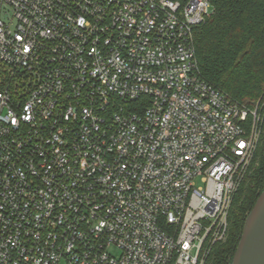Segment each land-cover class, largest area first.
<instances>
[{"label":"built area","instance_id":"2783aa9c","mask_svg":"<svg viewBox=\"0 0 264 264\" xmlns=\"http://www.w3.org/2000/svg\"><path fill=\"white\" fill-rule=\"evenodd\" d=\"M212 14L0 0V264H205L262 131L200 72Z\"/></svg>","mask_w":264,"mask_h":264},{"label":"trees","instance_id":"16d2710c","mask_svg":"<svg viewBox=\"0 0 264 264\" xmlns=\"http://www.w3.org/2000/svg\"><path fill=\"white\" fill-rule=\"evenodd\" d=\"M213 14L194 33L202 76L262 115L258 146L230 210L227 237L205 264H231L246 218L264 187V0H209Z\"/></svg>","mask_w":264,"mask_h":264},{"label":"water","instance_id":"95a60500","mask_svg":"<svg viewBox=\"0 0 264 264\" xmlns=\"http://www.w3.org/2000/svg\"><path fill=\"white\" fill-rule=\"evenodd\" d=\"M231 264H264V187L246 218Z\"/></svg>","mask_w":264,"mask_h":264},{"label":"rangeland","instance_id":"374dc122","mask_svg":"<svg viewBox=\"0 0 264 264\" xmlns=\"http://www.w3.org/2000/svg\"><path fill=\"white\" fill-rule=\"evenodd\" d=\"M109 252L114 254V255L120 254L119 249L114 247V246L109 248Z\"/></svg>","mask_w":264,"mask_h":264}]
</instances>
